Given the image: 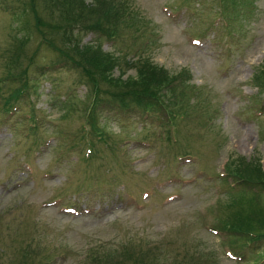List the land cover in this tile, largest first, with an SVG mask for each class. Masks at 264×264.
<instances>
[{
	"label": "rangeland",
	"instance_id": "1",
	"mask_svg": "<svg viewBox=\"0 0 264 264\" xmlns=\"http://www.w3.org/2000/svg\"><path fill=\"white\" fill-rule=\"evenodd\" d=\"M23 1L0 0V49L27 32L30 56L40 37L17 20ZM111 1L130 15L118 36L83 32L81 44L116 62L111 77L155 66L152 81L181 82L158 96L161 111L104 106L99 140L82 118L87 85L51 67L58 58L44 45L30 67L35 94L4 112L14 86L0 57V264H264V237L247 244L215 228L264 211L263 192L253 206L223 173L230 156L264 172V91L253 82L264 0Z\"/></svg>",
	"mask_w": 264,
	"mask_h": 264
},
{
	"label": "trees",
	"instance_id": "2",
	"mask_svg": "<svg viewBox=\"0 0 264 264\" xmlns=\"http://www.w3.org/2000/svg\"><path fill=\"white\" fill-rule=\"evenodd\" d=\"M21 4L22 12L17 20L27 27H32L40 40L38 47L30 56L25 46L28 40L27 32L21 38L16 37L9 49L8 47L0 49V57L5 58L6 61V74L3 79L7 82L5 84L10 83L14 86L3 98L4 104L1 107L6 113H9L21 101L24 94L30 95V89L35 94V84L30 76V67L34 63L38 48L42 45L56 53L58 61L54 64L57 65L51 64V67L64 64L69 69L79 72L80 78L87 85L90 101L82 112V118L89 128L87 136L95 132L99 140H103L106 133L98 126L99 122L96 117L104 106L116 105L125 112L131 109V105L138 106L144 111H161L164 109L163 98H158V96L163 97L167 90L175 92L181 82L180 79L152 81L153 75L158 76L153 71L157 70L155 66H149L148 69L143 68L142 71L137 72L136 77L125 80L111 77L110 74L116 67V62L103 53L99 46L81 44L79 35L83 32H99L110 40L118 36L117 29L128 21L130 15L128 16L126 10H117L111 0H24ZM23 15L25 20L22 18ZM53 39L58 40V44ZM25 60L26 64L23 66ZM253 82L261 91H264V66L256 70ZM30 115L35 116L34 110L29 112V119L32 118ZM36 125L37 119L34 122L31 121L30 128L33 129ZM223 173L226 177L224 180H229L230 187L235 188L233 195L234 193L247 194L251 197L253 206H258L259 199H261L258 193H264V172L257 163L254 164L253 161L242 156L236 158L230 156L223 167ZM249 212L263 215L255 216L254 221L244 218L243 222L240 221L241 224L237 219H242L243 216L237 213L224 218L219 217L215 228L226 232L227 236L236 238L230 234L233 232L247 244L259 240L264 237V211L261 213L260 208H256L250 209ZM146 246L147 248L158 247L159 242Z\"/></svg>",
	"mask_w": 264,
	"mask_h": 264
}]
</instances>
